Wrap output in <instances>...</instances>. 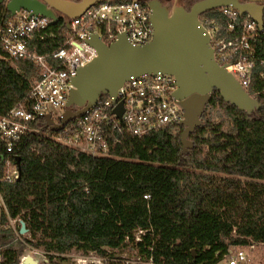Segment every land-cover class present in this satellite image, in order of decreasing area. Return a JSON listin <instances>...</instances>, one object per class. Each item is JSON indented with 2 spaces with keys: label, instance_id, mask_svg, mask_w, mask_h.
Returning <instances> with one entry per match:
<instances>
[{
  "label": "trees",
  "instance_id": "obj_1",
  "mask_svg": "<svg viewBox=\"0 0 264 264\" xmlns=\"http://www.w3.org/2000/svg\"><path fill=\"white\" fill-rule=\"evenodd\" d=\"M121 1L130 0H110ZM156 1L189 11L202 0ZM12 19L0 4V23ZM199 21L214 39L240 32L226 31L219 9L201 14ZM66 33L62 20L48 25L35 33L29 49L48 56ZM258 34L247 92L260 109L241 112L214 90L186 154L179 124L142 137L108 130L107 156L91 157L57 142L61 132L46 128L44 120L30 122L36 131L14 151L19 180L0 184L6 208L0 214V264H20L25 248L18 242L19 228L8 225L17 219L30 237L23 239L26 247L40 250L49 264H66L64 256L72 251L123 264L112 253L128 245L152 264H219L231 248L264 244V31ZM40 78L32 62L0 59V116ZM215 109L222 114L217 122L210 117Z\"/></svg>",
  "mask_w": 264,
  "mask_h": 264
},
{
  "label": "built area",
  "instance_id": "obj_2",
  "mask_svg": "<svg viewBox=\"0 0 264 264\" xmlns=\"http://www.w3.org/2000/svg\"><path fill=\"white\" fill-rule=\"evenodd\" d=\"M219 10L226 20V31L235 33L239 29L240 32L214 39L213 32L209 31L214 59L247 91L256 62L254 44L258 42V32H263L264 27L258 30L256 23L247 15L240 16L231 7ZM12 18L0 23V59L32 62L41 78L33 84L25 98L0 116V143L3 146L0 152V184H12L19 177L14 151L28 133L36 131L29 126L30 122L44 120L45 115H50L56 124L60 123L59 119L66 110L68 92L73 88L72 78L96 57V51L86 43L92 35L97 34L108 46L119 35L125 34L130 44L142 46L151 40L153 34L148 4L143 5L137 0L117 3L109 0L91 7L77 19H62L67 29L65 41L50 55L41 56L29 49V43L36 32L50 25L51 20L30 16L26 11H20ZM40 39L43 40V37ZM175 90L172 76L157 73L131 77L118 89L115 97H100L82 117L67 123L55 140L91 157L107 156L108 130L123 129L135 137H142L157 129L179 124L183 111L172 96ZM118 105L122 108L120 118L113 113ZM0 204L6 211L1 194ZM15 221L19 228L22 220ZM256 246L264 244L253 243L249 252ZM90 255L86 258H91L93 262L106 264L108 261L94 253ZM222 261L225 264H249V256L245 249L234 248L228 250ZM134 264L152 262L137 257Z\"/></svg>",
  "mask_w": 264,
  "mask_h": 264
},
{
  "label": "water",
  "instance_id": "obj_3",
  "mask_svg": "<svg viewBox=\"0 0 264 264\" xmlns=\"http://www.w3.org/2000/svg\"><path fill=\"white\" fill-rule=\"evenodd\" d=\"M106 1L109 0H0V4L5 5L12 17L26 11L30 16L50 19V25H53L62 19H77L91 7ZM148 7L153 34L145 45L133 46L125 34L119 35L108 46L97 34L87 40L86 43L96 51V57L72 78L73 88L68 92L66 110L59 119L60 123L56 124L50 115H45L46 128L59 132L67 123L82 117L100 97H115L118 89L131 77L157 73L172 76L176 83L172 96L183 111L179 123L183 127L181 154L188 153L192 148L189 136L201 125L204 108L214 90L219 92L225 103L241 112L252 114L260 109L259 102L215 61L211 34L200 23L199 16L231 7L240 16L247 15L261 31L264 27V0H202L193 4L189 11L176 6H163L154 0L148 3ZM113 113L120 118L121 105ZM15 162L19 171V158ZM18 234H27L23 221ZM21 263L38 264L31 256H26Z\"/></svg>",
  "mask_w": 264,
  "mask_h": 264
},
{
  "label": "rangeland",
  "instance_id": "obj_4",
  "mask_svg": "<svg viewBox=\"0 0 264 264\" xmlns=\"http://www.w3.org/2000/svg\"><path fill=\"white\" fill-rule=\"evenodd\" d=\"M72 109H75V108H72ZM210 113H209L210 117H211L212 121H214V122H217L218 120H220L222 118L221 112H219V110H217V109L211 110ZM53 114H54V116L56 115L55 112ZM1 213H3V210H2V206L0 204V214ZM8 225L10 227H12L14 230L17 228V222L15 220H9ZM139 233L140 232H137L135 234V237H136L135 240L136 241H138L140 238ZM25 238L26 239L30 238L28 233L18 236V242H20L21 245L24 246V248H25L23 251V256L20 259V264H22L21 262L26 256H31L34 260H36L38 262V264H49V263H46V259L40 250H34V249H30L29 247H26V244L23 240ZM16 245L18 247V244H16ZM231 249H234V248H231ZM245 250L247 251V253H250L251 262H253L254 264H264V260H263L264 246H262V247L256 246L254 248V250H252L251 252H249V248H247ZM112 254H113L112 256H114L116 259L121 260L123 262V264H134V262L137 258L136 253H135V251L131 245H128L127 247L121 248L120 250L114 251ZM91 256H92V253H91L90 257ZM93 256H95V255H93ZM86 257H89V254L84 255L81 252H77V251H72V252H70L64 256L66 264H102L101 262H98V261L93 262L91 258L88 259ZM106 260H107V258H106ZM0 261H1V257H0ZM59 263H60V261L56 260L54 263H50V264H59ZM104 263L105 262H103V264ZM219 264H225V263L222 261Z\"/></svg>",
  "mask_w": 264,
  "mask_h": 264
},
{
  "label": "crops",
  "instance_id": "obj_5",
  "mask_svg": "<svg viewBox=\"0 0 264 264\" xmlns=\"http://www.w3.org/2000/svg\"><path fill=\"white\" fill-rule=\"evenodd\" d=\"M248 256H249V264H254L253 262H251L250 253H248Z\"/></svg>",
  "mask_w": 264,
  "mask_h": 264
}]
</instances>
